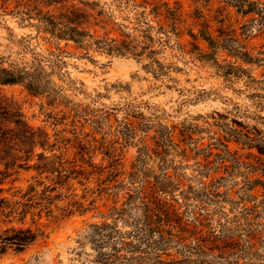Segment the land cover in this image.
I'll return each instance as SVG.
<instances>
[{
  "label": "trees",
  "instance_id": "obj_1",
  "mask_svg": "<svg viewBox=\"0 0 264 264\" xmlns=\"http://www.w3.org/2000/svg\"><path fill=\"white\" fill-rule=\"evenodd\" d=\"M45 1L47 4L61 3L62 6L58 13L41 9L36 15V23L30 21L35 18L32 11L18 14L22 20L30 19L29 24L38 32L36 38H41L51 48L34 51L41 42L31 47L33 42L26 39L22 44V61L0 56V85L23 84L33 93L58 100L60 85L54 76L64 79L68 73L63 71L68 65L65 59L67 52L61 46L63 41L74 42L86 50L87 56L91 50L111 56H141V37L155 41L152 35L155 30L158 34H165L167 39L171 38L170 32L180 33L176 23L182 14L164 0H117L134 12L133 18L137 21L133 30L120 23L121 38L97 37L84 25L87 24L84 21L87 14L75 4L67 5L63 0ZM218 1L224 5V10L233 9L241 16L244 20L242 32L239 36L232 24L226 25L221 19L220 28L226 32L221 31L216 36L210 23L205 22L203 38L215 50H227L230 55L243 58L247 64L264 65V57H254L244 42L246 37L253 36L254 31L264 32V0ZM82 3L90 5L88 0H82ZM139 8L143 10L136 11ZM152 16L159 28L150 23ZM166 24H172L171 29ZM191 34L197 36L193 32ZM27 52H32L29 59L25 57ZM154 62L162 66L158 59ZM232 67L248 76L245 90L251 104L244 110L236 107L232 123L219 124L225 133V138H215L214 144L219 152L215 153L213 146H209L205 157H196L193 165L185 163L189 158L188 147L181 140L177 141L173 127L162 126L152 137L146 133L138 137L137 127L129 121V112L124 110L123 113L127 114L123 120L128 131L126 142L138 146V155L131 169L124 171L120 154L109 148L110 165L105 166L107 170H99L90 155L96 146L80 137V133H75L74 138L64 134L76 126L74 123L62 121L65 126L55 142H51L46 129L32 126L19 104L0 94V165H5L4 170L0 168V173L9 175L11 168H23L39 147L43 151L33 167L39 173L55 174L57 186L65 185L74 175L77 178H94L97 192L112 200V205L107 213H102L106 220L91 224L84 235L96 242L97 253L92 264H264V183H254L249 176L243 181L237 179L236 174L243 172L242 166L249 169L254 166L232 152L228 145L233 140L244 148H256L264 155V128L263 131L259 128V125L264 126V79H257L244 66ZM248 120L255 121L252 129L256 133L250 131ZM72 141L80 148L77 152L80 160L83 162L84 156L89 155V166L97 170L87 171L77 158L74 161L65 158L68 144ZM190 149L195 150L197 156L203 150L198 146ZM47 150H58L59 153L48 156ZM189 167L191 172L187 171ZM101 171L106 174L103 185L100 184ZM42 183L29 188L25 194L30 196L27 203L3 198L0 215L7 218L21 216L35 204L43 206L47 199V203L50 202L52 197L48 192L54 191L56 186L47 185L39 193L37 186ZM121 224L123 228L119 227ZM237 231L246 234L244 248H241L243 239L234 236ZM40 235L32 227H9L5 236H0V252L8 247L22 251Z\"/></svg>",
  "mask_w": 264,
  "mask_h": 264
},
{
  "label": "rangeland",
  "instance_id": "obj_2",
  "mask_svg": "<svg viewBox=\"0 0 264 264\" xmlns=\"http://www.w3.org/2000/svg\"><path fill=\"white\" fill-rule=\"evenodd\" d=\"M164 1L177 7L182 14L181 20L176 23L179 35L170 32L171 38L167 39L165 34H158L155 30L152 34L155 41L141 37V56H111L96 50H91L87 56L86 50L74 42L63 41L61 46L67 52L65 59L68 62L63 71L68 73L64 79L54 76L60 85L58 100L33 93L23 84L0 85V94L15 100L32 126L46 129L51 142H55L65 126L62 121L74 123L76 126L70 127L64 134L74 138L75 133H80V137L96 146L90 155L99 170H107L105 166L110 165L109 148L120 154L124 171L131 169L138 155V146L126 142L128 131L123 120L127 114L123 113L124 110L129 112V121L137 127L138 137L145 133L152 137L162 126L173 127L177 141L181 140L188 147L189 158L185 163L189 165L195 163L196 157L204 158L209 146H213L215 153L219 152L214 144L215 138H225L219 124L232 123L234 109L240 107L244 110L251 104L245 90L248 76L232 66H244L257 79H264V65L247 64L243 58L230 55L227 50H215L203 38L205 22L210 23L216 36L225 30L220 28L221 19L226 25L232 24L240 36L244 20L235 10H224V5L218 0H202L200 3L196 0ZM63 2L75 4L87 14L84 20L87 24L84 25L97 37L121 38L120 23L129 25L131 30L137 25L134 12L117 0H88L90 5L83 4L82 0ZM47 3L45 0H0V56L22 61V44L26 39L33 42L31 47L41 42L34 51L51 48L50 44L36 38L38 32L29 24L30 19L22 20L18 14L32 11L31 15L35 18L30 21L36 23V15L41 9L58 13L62 6L61 3ZM142 10L139 8L136 11ZM147 11L150 12V9ZM151 19H148L150 23L159 28L153 20L155 18L152 16ZM141 24L145 25L144 22ZM165 26L171 29L172 24ZM191 32L197 36L193 37ZM244 42L254 57H264V32L256 30ZM25 57L31 58L32 52H27ZM154 59L161 61L162 66ZM246 122L250 131L256 133L252 129L255 121ZM259 128L263 131L264 126L259 125ZM148 141H151L150 138ZM228 145L232 152L254 166L252 169L242 166L243 172L236 174L237 179L243 181L249 176L254 183H264L261 182L264 181V155L256 148H244L233 140ZM196 146L203 149L200 156L190 149ZM67 149L66 159L74 161L77 158L87 171L97 170L89 166V155L84 156L83 162L80 160L77 155L80 148L73 141ZM41 151L42 148H36L32 159L23 168H11L9 175L0 173V205L3 198L27 203L30 196L25 194L39 182H43L37 186L39 193L47 185L56 186L54 191L48 192L52 197L50 202L47 203L48 199L43 201V206L34 203L35 207L29 212L17 217L0 215V236H5L6 229L12 226L32 227L41 233L22 251L8 247L0 252V264H92L97 253L96 242L84 235L91 224L106 220L102 213L109 211L112 200L97 192L94 178H77L74 175L65 185L57 186L55 174L39 173L33 167L39 162ZM55 152L59 153L58 150H47L46 155ZM0 168L4 170L5 165H0ZM187 171L192 170L189 167ZM100 173V181L104 182L105 171ZM103 182L100 184L103 185ZM119 227L124 226L121 224ZM245 235L244 231H237L234 235L243 239L241 248L246 244Z\"/></svg>",
  "mask_w": 264,
  "mask_h": 264
}]
</instances>
